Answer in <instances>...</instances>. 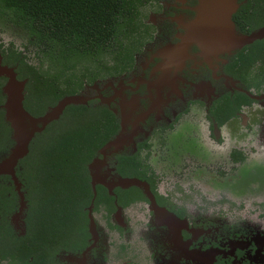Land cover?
<instances>
[{
    "label": "flooded vegetation",
    "instance_id": "flooded-vegetation-1",
    "mask_svg": "<svg viewBox=\"0 0 264 264\" xmlns=\"http://www.w3.org/2000/svg\"><path fill=\"white\" fill-rule=\"evenodd\" d=\"M198 2L144 3L139 9L142 37L130 62L115 67L105 55L107 68H96L98 74L83 80L74 93L86 96V102L69 104L88 112L81 116L66 105L28 142L24 156L30 146L41 150L47 139L59 140L66 131L57 122L64 117L68 132L74 130L71 125L90 122L101 133L85 163L92 195L85 206L82 244L74 238L73 251L64 250L60 229L50 233L49 224L59 222L50 218L51 207L47 213L43 193L33 190L19 159L13 167L17 188L11 175L0 173V254L11 251L12 238L13 245L21 238L32 252L51 243L54 251L42 254L49 264H264V73L258 71L259 60L248 63L243 51L264 36L226 46L218 40L219 31H212V20L202 26L193 22ZM235 2L229 14L235 33L246 35L264 25L255 22L262 0ZM237 11L241 20L235 22ZM192 31L199 36H191ZM2 49L0 64L24 80L23 109L32 116L43 114L59 98L35 102L27 94V77H18V63L2 60L10 48ZM259 52L261 47L254 56ZM0 81L1 88L3 75ZM90 112L96 115L89 117ZM2 119L8 126L3 111ZM0 134L1 159L12 140L10 128L8 135ZM113 139L116 144H107ZM92 161L99 179L94 196L87 166ZM118 177L139 184L118 186ZM30 240L38 246L29 247ZM14 256L0 262L24 264ZM38 256L34 264H43Z\"/></svg>",
    "mask_w": 264,
    "mask_h": 264
},
{
    "label": "trees",
    "instance_id": "trees-1",
    "mask_svg": "<svg viewBox=\"0 0 264 264\" xmlns=\"http://www.w3.org/2000/svg\"><path fill=\"white\" fill-rule=\"evenodd\" d=\"M149 1L152 0H0V8L6 9L4 17L17 29L27 32L30 45L45 56L49 64L39 70L19 58L18 52L12 48L9 49L11 54L6 52L2 60L18 63V77H27V94L35 102H52L63 95L74 94L83 80L88 82L98 74L96 68H107L105 55H109L111 65L115 67L130 62L131 53L142 37L139 9ZM262 1L260 9L255 11L258 14L255 19L257 24L264 23ZM233 17L235 22L240 21V11L234 13ZM257 47H261V54L254 56ZM0 50L3 55L1 46ZM243 51L248 63L259 60L258 71L264 73V39ZM68 107L79 110L81 116L88 112L84 106ZM94 115L91 112L88 114L89 117ZM71 126L74 130L66 131V135H61L59 140L54 137L47 139L46 146L41 150L35 147L32 151L30 146L27 156L18 161L21 171L28 170L24 176L31 180L33 190L43 193L42 202L46 205L47 213L51 207L50 218L54 216L55 222H59V225L49 224L50 233L56 228L60 229L62 248L68 251H73L71 242H74V238L77 244H82L80 242L84 240L85 206L92 195L85 163L91 157L93 148L102 140L101 133L93 130L90 122ZM83 129L87 130V135L83 134ZM0 132L4 135L9 133L1 109ZM102 195L97 193L98 197ZM14 199L13 196L10 203H14ZM20 240L18 238L16 245H13L15 238H12L11 251L3 250L0 258L9 254L15 259L16 254L22 263L34 264L35 254H38L40 262L48 263L42 254L54 251L51 243L42 245L41 251L32 252L27 251V245ZM33 243L38 246V243L30 240L29 247ZM29 255H33L31 262L25 261Z\"/></svg>",
    "mask_w": 264,
    "mask_h": 264
},
{
    "label": "water",
    "instance_id": "water-1",
    "mask_svg": "<svg viewBox=\"0 0 264 264\" xmlns=\"http://www.w3.org/2000/svg\"><path fill=\"white\" fill-rule=\"evenodd\" d=\"M236 8L235 0H199L196 8L197 15L193 22L199 23L210 19L212 20V31L218 30L220 37L226 46L240 47L247 44L256 38L264 36V25L254 30L249 34H238L233 31L232 23L230 22V12ZM191 36H199L194 31L189 33ZM210 33L206 35L209 38ZM232 37V39H231ZM0 75L5 77V81L1 85L0 91L3 95V101L0 108L3 111V118L8 123L11 131L12 146L5 156L0 159V173L11 175L14 185L17 188L18 183L15 180L13 167L17 160L24 157L27 152V145L35 132H38L50 120L55 119L62 109L69 104H84L87 97L81 94H68L61 96L53 105L39 115L32 116L23 109L21 100L23 97L24 80H18L12 68L0 64ZM117 139L109 141L107 144H116ZM94 161L88 163V174L90 176V185L94 196V185L99 182V179L93 171ZM116 184L125 187L129 184L138 185L139 182L134 179H125L118 177ZM20 195V192H18ZM21 196V195H20ZM90 209L88 205L87 210ZM118 209L116 210V212ZM89 216V214H88ZM90 217V216H89ZM87 231L90 234L92 241L95 240L94 225L89 220Z\"/></svg>",
    "mask_w": 264,
    "mask_h": 264
},
{
    "label": "rangeland",
    "instance_id": "rangeland-1",
    "mask_svg": "<svg viewBox=\"0 0 264 264\" xmlns=\"http://www.w3.org/2000/svg\"><path fill=\"white\" fill-rule=\"evenodd\" d=\"M5 12H6V9L1 7L0 8V45L2 46V48L4 49L12 48L15 51L20 52L21 53L20 55L28 63L37 67V69L39 70L44 68V66L48 65L49 62L46 60V57L37 53L34 47L30 45V42H28L27 32L22 29H17L8 19H6V17H4L3 14ZM44 102H46V100ZM57 125H59L60 128L64 131L70 130L68 128V122L65 119V117L61 121L57 122ZM45 138L46 137H44L42 140H45ZM135 216L137 217V215ZM136 224H138V220H135L133 222V226L135 229H137ZM97 226L100 229L103 228L101 224ZM0 264L2 263L0 262Z\"/></svg>",
    "mask_w": 264,
    "mask_h": 264
}]
</instances>
